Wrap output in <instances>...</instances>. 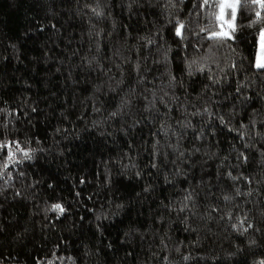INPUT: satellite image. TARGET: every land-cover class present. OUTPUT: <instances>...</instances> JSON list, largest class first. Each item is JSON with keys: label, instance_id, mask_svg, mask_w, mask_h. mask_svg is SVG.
Wrapping results in <instances>:
<instances>
[{"label": "trees", "instance_id": "obj_1", "mask_svg": "<svg viewBox=\"0 0 264 264\" xmlns=\"http://www.w3.org/2000/svg\"><path fill=\"white\" fill-rule=\"evenodd\" d=\"M219 12L0 0V264H264V6Z\"/></svg>", "mask_w": 264, "mask_h": 264}, {"label": "snow or ice", "instance_id": "obj_2", "mask_svg": "<svg viewBox=\"0 0 264 264\" xmlns=\"http://www.w3.org/2000/svg\"><path fill=\"white\" fill-rule=\"evenodd\" d=\"M253 2L260 3L262 6H264V0H253ZM205 3H207V0H205ZM236 3H239V0H235L234 3L229 2V0H221V3H220L221 15L217 18L221 19V20L223 19V14H224L225 8H230L233 10L231 15L234 18ZM257 15H259V13ZM177 34L178 35L180 34V29H177ZM213 36H228V33H226V32L213 33ZM256 67L264 69V33H261V55H260V57H258ZM25 155H27V153H25ZM54 207L56 209H59L60 211H63V209L61 208L60 205H55Z\"/></svg>", "mask_w": 264, "mask_h": 264}, {"label": "rangeland", "instance_id": "obj_3", "mask_svg": "<svg viewBox=\"0 0 264 264\" xmlns=\"http://www.w3.org/2000/svg\"><path fill=\"white\" fill-rule=\"evenodd\" d=\"M229 2L234 3L235 0H229ZM220 3H221V0H220ZM238 6H239V3H236L234 18L231 15V13L233 11L232 9H230V8L224 9L223 19L222 20L220 19L222 21V27H221V30L219 32H216V33L226 32V33H228V36H226V37H231V29L235 25L237 13H238ZM220 15H221V8H220V12H219V16ZM262 33H264V31ZM212 36H213V34H212ZM260 55H261V36H260V39L258 42V49H257V54H256V64L258 61V57H260Z\"/></svg>", "mask_w": 264, "mask_h": 264}]
</instances>
